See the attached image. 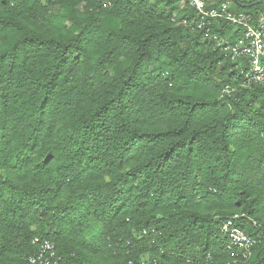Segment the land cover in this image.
I'll use <instances>...</instances> for the list:
<instances>
[{
	"label": "trees",
	"instance_id": "16d2710c",
	"mask_svg": "<svg viewBox=\"0 0 264 264\" xmlns=\"http://www.w3.org/2000/svg\"><path fill=\"white\" fill-rule=\"evenodd\" d=\"M194 18L183 0H0V264H31L35 238L61 264H264V85L221 46L241 27ZM235 213L257 222L236 262Z\"/></svg>",
	"mask_w": 264,
	"mask_h": 264
},
{
	"label": "built area",
	"instance_id": "2783aa9c",
	"mask_svg": "<svg viewBox=\"0 0 264 264\" xmlns=\"http://www.w3.org/2000/svg\"><path fill=\"white\" fill-rule=\"evenodd\" d=\"M195 10L193 20L183 19V23L192 27L203 29L214 21L227 20L233 25L241 27L244 31L242 39L236 42L221 41L223 50L230 56L232 61L242 60L245 63L242 73L245 76L244 84L264 85V15L258 23L250 13L233 12L231 2L226 0L219 6H215L213 0H183ZM210 6L208 7V5ZM215 39H218L215 36ZM220 42V39H219ZM234 91L230 86L223 90L222 97L225 94H231ZM244 218L253 220L247 213H235L222 221L221 230L227 235L229 243L228 249L231 251L234 261L246 260L251 257L253 249L257 243L255 237L247 233L239 224ZM147 233V231H144ZM34 243L39 245V251L30 257L31 264H61V258L58 257L56 247L48 239L35 238ZM128 264H135L130 262ZM138 264H161L158 260H143ZM229 264V263H227Z\"/></svg>",
	"mask_w": 264,
	"mask_h": 264
},
{
	"label": "water",
	"instance_id": "95a60500",
	"mask_svg": "<svg viewBox=\"0 0 264 264\" xmlns=\"http://www.w3.org/2000/svg\"><path fill=\"white\" fill-rule=\"evenodd\" d=\"M262 1V0H261Z\"/></svg>",
	"mask_w": 264,
	"mask_h": 264
}]
</instances>
